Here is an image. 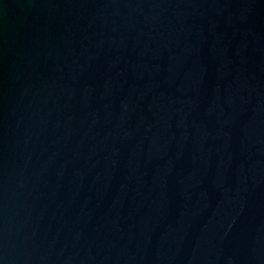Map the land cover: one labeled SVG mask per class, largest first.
I'll return each instance as SVG.
<instances>
[{
  "label": "water",
  "instance_id": "95a60500",
  "mask_svg": "<svg viewBox=\"0 0 264 264\" xmlns=\"http://www.w3.org/2000/svg\"><path fill=\"white\" fill-rule=\"evenodd\" d=\"M0 264H264V0H0Z\"/></svg>",
  "mask_w": 264,
  "mask_h": 264
}]
</instances>
